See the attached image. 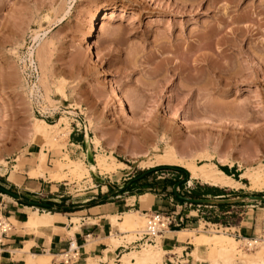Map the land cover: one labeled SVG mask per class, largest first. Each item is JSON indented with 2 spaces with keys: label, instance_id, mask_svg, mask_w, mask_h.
I'll return each mask as SVG.
<instances>
[{
  "label": "rangeland",
  "instance_id": "obj_1",
  "mask_svg": "<svg viewBox=\"0 0 264 264\" xmlns=\"http://www.w3.org/2000/svg\"><path fill=\"white\" fill-rule=\"evenodd\" d=\"M112 87L117 96L109 93ZM61 117H66L61 132L68 133L60 138L57 132L53 147H39L32 121L55 123ZM72 128L85 133L79 146L68 145ZM170 149L178 163H159L157 157ZM39 150L47 154L44 176L35 167ZM96 154L109 162L112 154L129 168L95 169ZM188 161L227 166L245 185L216 186L230 194L219 199L230 201L195 217L198 226L216 223L213 228L222 229L251 214L264 222V188L243 175L257 169L264 177V0H0L2 188L37 202L39 211L53 212L40 204L62 196L78 204L102 194L123 200L154 193L148 188L154 185L171 188L172 174L185 177L173 167L186 170L182 165ZM67 162L66 176L53 177ZM77 166L86 172L81 179L72 174ZM25 171L49 182L29 184ZM186 176L191 186H213L190 179L188 171ZM0 192L6 200L12 197ZM234 230L227 233L238 239ZM115 237L131 243L142 231ZM245 242L243 252L258 250L259 239L252 246ZM201 245L209 255L210 244ZM117 259L111 254L107 261L120 263ZM98 260L92 258V264ZM158 264H166L164 253ZM232 264L261 263L239 258Z\"/></svg>",
  "mask_w": 264,
  "mask_h": 264
},
{
  "label": "crops",
  "instance_id": "obj_2",
  "mask_svg": "<svg viewBox=\"0 0 264 264\" xmlns=\"http://www.w3.org/2000/svg\"><path fill=\"white\" fill-rule=\"evenodd\" d=\"M84 140L85 133L82 130L73 132L72 128L68 135V145L77 146L82 144ZM49 157L50 152H48L47 160ZM25 174L27 175L26 178L29 184H34L36 180V182L40 181L38 182L39 185L42 184L41 181L49 182L46 178L37 179L36 176H28L27 171H25ZM154 180L156 181V179ZM170 185L171 188H168L165 183L148 187L155 192L135 194L130 196L128 198L129 200L119 199L111 201L108 200L110 197H106V194H102L99 199L92 196L85 201L78 202L73 211H49L55 217L53 225L39 227L37 231L26 229L29 213L32 212L35 205L22 203V197L24 196L20 194H17V197L12 196L6 200L4 194L0 192L2 214L11 227L8 236L4 240L5 244L0 254V264H26L28 254L43 255L48 253L53 256L50 264H62L61 260L57 261L55 257L61 256L63 252H66L70 245L75 248L77 253L69 264H86L89 257L96 260L100 259L98 260V264H103L102 258L105 250H109L108 259L111 254H114V256L118 257L117 261H119L121 255L130 252V248L132 247L141 246L142 243L137 240L131 243H121L113 250H110V235L113 234L115 237L122 232L118 226L112 225L109 215H119L118 219L120 220V215L131 209L146 214L157 212L164 215H171L174 219V222L167 230L163 231L160 235H155L151 239L153 242L156 241L157 237L161 239V244L165 248L164 259L166 264H210V262L206 261L208 260L206 248H203V245L199 247L198 257L201 260H195L191 255L195 244L187 234L185 236L180 234L182 229H195L200 219L195 218L198 216L195 208L185 205L183 200L175 196L173 193V183H170ZM201 185L191 187V191L200 193L197 197L191 196L190 194L187 197H212L214 200L220 201L224 199L219 198L230 195L222 193L221 191L203 193L205 191ZM23 195L29 197L28 195L30 194ZM131 199L132 202H128ZM227 203L224 202V204ZM72 217H77L79 221L76 223L72 222ZM249 217L245 219L243 216L238 223L226 227L228 229L235 228L233 231L235 237L241 236L249 239H259L264 242V238H261L264 237V222L258 224V217H253V214ZM203 224L204 228L205 224L209 225L211 223ZM180 225H182L181 228H176ZM213 225H216V223ZM179 251L181 252L180 255L177 254Z\"/></svg>",
  "mask_w": 264,
  "mask_h": 264
},
{
  "label": "bare ground",
  "instance_id": "obj_3",
  "mask_svg": "<svg viewBox=\"0 0 264 264\" xmlns=\"http://www.w3.org/2000/svg\"><path fill=\"white\" fill-rule=\"evenodd\" d=\"M108 14L109 13L107 12L106 15H108ZM110 14H111V12H110ZM106 15L104 14L103 18H105ZM110 16H109V18H110ZM100 22L103 24V22H106V21L102 20ZM102 24L100 26H102ZM105 24L106 23H104L103 25L105 26ZM89 30L91 31V28ZM89 46H88V48H89ZM85 47H87L86 44H85ZM224 70L222 72H220L221 76L219 78H223L222 75H224ZM98 78L99 77L97 76V79ZM113 84H115V83H113ZM117 84L118 83H116L115 86ZM110 89L111 90H108V91H110L109 93H113L117 96L118 92L116 93V89L114 87H112ZM58 90H59V92L63 93V95H65V93L63 92V90L61 88L60 89L58 88ZM117 99H118V97H117ZM119 102H118V104H119ZM129 110H131V109H129ZM130 112L131 111H129V113ZM132 112H133V110H132ZM130 114H132V113H130ZM65 118L66 117H64V118L61 117L55 123H48L47 121H45L42 118H35L32 121L31 130H30L32 139L41 148L47 144L52 145V144L59 143L57 141L58 136L56 137L55 134L57 132H58V134H59V132H61V129L63 128V126L61 127V122H63V124H64V122L66 120ZM127 118H128V116H127ZM65 125H66V123H65ZM65 127L67 128V126H65ZM64 132H65V129H63V132L60 133V135H59L60 138H61V136L64 137L66 135L65 133H68L67 131L65 133ZM60 138H59V140H60ZM96 139H98V138H96ZM61 140H60V143H61ZM53 146L54 145H52V147ZM77 146H79V145H77ZM95 146H96V143H95ZM46 155H47L46 152L43 150H39L37 153L35 167L38 170L37 172H39L37 174L38 176L39 175L44 176L42 168H43V165H44L45 160H46ZM96 155H99V154H96ZM102 156H103L102 154L99 155V157L96 159V162L93 161V162H95L93 164V167L95 169H98V170H99V168L110 169V168H113V166L116 167V165L122 166L123 168H129L125 163L118 161L116 159V157L112 154L107 156V159L108 160L110 159V162L105 161L106 160V159H104L105 157L102 158ZM202 156H204V155H202ZM207 157H208V155L206 156V158ZM157 161L159 163H166V164L167 163H170V164L178 163V159L176 157L175 151H172L171 149L166 150L164 155L157 157ZM70 164H71V161H70ZM70 164L67 162V164L61 165V168H59V172L61 171V173L53 175V177L59 178V180H62L64 178V176H66V174L63 175L62 171L65 169L67 171V168L70 166ZM72 164H74V163H72ZM182 167H184L189 172L190 179H198V180H200L204 183L210 184V185L228 187V188H232V189H239V188H243L245 186L239 180L233 178L229 174H226L222 169H219L218 167H216V165H214L213 163H209L207 161L203 164H200V165L195 164L194 161H188V162L184 163L182 165ZM85 173L86 172L84 171V169H82L81 166H77L72 171V174L76 175L77 179L83 178V175L86 176ZM243 175L245 178L249 179V181H250V183H252V185H254L256 187L259 186V188L260 187L264 188V177H263V173L260 172V170H257V169L248 170L245 173H243ZM76 176H74V177H76ZM147 215L148 214H146V213H141L138 210L131 209V210L126 211L123 214H121L120 220L118 219L119 215H109V218L111 220L112 225L118 226V228L120 229V231L122 233H125V232H131V233L132 232H139L140 233L144 227V222H145L144 218ZM54 218L55 217L49 211L40 212L39 209L37 207H35L32 210V212L29 213V218L27 221L26 229L37 231V229L39 227L53 225ZM71 221L76 223L79 221V219L77 217H72ZM203 225H204L203 223H200L199 226L196 227L195 229H193V228L189 229L188 228V229H182L180 231V234L182 236H185V234L191 233L194 230L201 231L200 234L193 235V237H191L192 238L191 240L196 241L195 248L192 250L191 255L195 256L196 258H199L198 257V250H199V247L201 246V244L203 243V244H210V247H209V245H207L210 248L209 249V255H208L209 261L206 260L207 262H210V264H232L233 260L239 259V258H241V259L246 258L248 260L257 261V262H260L261 264H264V242L263 241H260L258 243L257 242L258 239H249V238H244L241 236L238 239H235L232 234L227 233V230H229L227 227H222V229L213 228V226H215L213 224H209L211 227H208L207 229H205V232H208V233H204L202 230ZM155 235H158V234H155ZM130 238L133 240L135 237L133 238V236H131ZM130 240H128V242ZM156 240L157 241H155L154 243H149V242L144 243L141 246L140 250H137V251L134 250V251L124 253L123 255H121L119 257L120 263H115L111 260L109 262L107 261L109 250L104 251L103 259L107 261V264H158V262L160 261L162 255L165 251V248L162 246L161 239L159 237H157ZM243 240L244 241L247 240V242H245V243L248 245V242H249L250 246H252L253 242H254V244H256V242H257L259 244L258 250L255 252L251 251L248 253L245 251L243 252L242 249H240V244L243 242ZM110 243H111L110 250H113L116 246L121 244V241L118 237H114V235L111 234L110 235ZM26 249H28V247H26ZM52 257L53 256L49 253L43 254V255L28 254V256L26 258V264H50ZM86 264H92V258L91 257H89L87 259Z\"/></svg>",
  "mask_w": 264,
  "mask_h": 264
},
{
  "label": "built area",
  "instance_id": "obj_4",
  "mask_svg": "<svg viewBox=\"0 0 264 264\" xmlns=\"http://www.w3.org/2000/svg\"><path fill=\"white\" fill-rule=\"evenodd\" d=\"M176 182H180L179 185L176 187V192L178 195L187 197L191 192V183L190 180H187V178H183L181 175L177 176L172 174L171 175V184H175ZM185 205H189L192 207H195V210L197 211L198 215H200L202 218L204 215H207V210H212L213 212L218 211L217 206L218 203L210 202V203H190L187 201H184ZM1 201H0V254L3 250V246L5 244L4 240L8 236V233L10 232V224L5 219L4 215L2 214V207H1ZM203 207L204 209H202ZM209 213V212H208ZM225 214L226 212H222ZM208 218V216H205ZM174 222V219L171 215H164L157 212L149 213L144 222V227L142 230V237L140 239H137V241H148L153 242L151 239L155 236V234H161L163 231L167 230L168 227ZM253 239V238H252ZM253 241V240H252ZM254 243V242H253ZM250 246L249 242L248 245ZM76 250L71 245L69 246L68 250L66 252H63L61 254L62 258L61 263L62 264H69V262L76 256Z\"/></svg>",
  "mask_w": 264,
  "mask_h": 264
},
{
  "label": "trees",
  "instance_id": "obj_5",
  "mask_svg": "<svg viewBox=\"0 0 264 264\" xmlns=\"http://www.w3.org/2000/svg\"><path fill=\"white\" fill-rule=\"evenodd\" d=\"M173 168L181 170V171H184V173H185V177L184 178H186V175H187V171L186 170H184L181 167H176V166H174ZM221 169L226 174L230 175V172H229L227 166H223V167H221ZM204 191L205 192H203V193H211V192L221 191V189L216 187V186H204ZM198 194H200V193H197L195 191H191V193H190V195L194 196V197H197ZM22 201H23L22 203L28 204L29 199H27L25 197H22ZM40 205H43L46 208H49V209L54 210V211H62V212L73 211L74 207L76 206V204L69 202V200L67 198H65L64 196L61 197L59 202L46 201V202H42Z\"/></svg>",
  "mask_w": 264,
  "mask_h": 264
},
{
  "label": "water",
  "instance_id": "obj_6",
  "mask_svg": "<svg viewBox=\"0 0 264 264\" xmlns=\"http://www.w3.org/2000/svg\"><path fill=\"white\" fill-rule=\"evenodd\" d=\"M186 178H188V176H186ZM180 182H176L175 184H173V193L175 194V196H177L179 199L183 200V201H187V202H190V203H210V202H214V203H221V202H228L230 200L228 199H224V200H220V201H216L214 199H210V198H190V197H183V196H180L177 194L176 192V187L179 185ZM0 189L11 194L13 197H17L18 195L15 194V193H12V192H9L7 191L6 189L2 188L0 186ZM250 198H256V197H253V196H249ZM263 198L262 197H259V200H262ZM29 204L31 205H34V204H37V202L35 201H32V200H29L28 201Z\"/></svg>",
  "mask_w": 264,
  "mask_h": 264
}]
</instances>
